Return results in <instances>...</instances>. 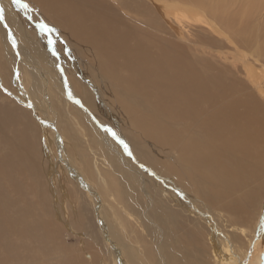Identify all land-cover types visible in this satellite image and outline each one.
I'll use <instances>...</instances> for the list:
<instances>
[{"label":"bare ground","instance_id":"1","mask_svg":"<svg viewBox=\"0 0 264 264\" xmlns=\"http://www.w3.org/2000/svg\"><path fill=\"white\" fill-rule=\"evenodd\" d=\"M167 1L202 9L196 22L206 28L175 19L187 10L151 0L158 9L170 10L161 12L167 20L206 33L215 49L226 46L220 29L228 33L233 58L253 67L248 70L254 89H230L235 97L202 119L195 116L192 90L217 83L207 79L193 86L186 76L191 68L175 58L150 55L107 0H19V5L0 0V82L9 99L0 104L2 209L4 180L15 193L21 190L18 177L26 176L34 193L37 189L38 204L50 202L59 216L55 187L46 198L40 191L41 159L53 148L58 152L54 162L60 161L71 185L60 186L59 199L79 203L78 227L100 240L112 264H264L262 242L255 238L264 224V0ZM122 3L137 12L148 10L144 0ZM39 24L53 29L69 65L51 58L50 37L35 28ZM13 68L20 73L26 68L23 75L31 84L27 87L25 78L24 83L36 106L22 87L15 94ZM71 112L84 126L82 132L76 126L68 132ZM33 113L43 119L37 123ZM110 119L119 125V136L108 129ZM39 133L49 134L50 143L40 141ZM83 144L118 174V183L93 166ZM169 203L180 209L170 210ZM183 213L191 219L181 222ZM214 216L223 229L211 223ZM6 230L0 225V236ZM246 233L252 234L246 251L232 249ZM96 257L89 263L96 264Z\"/></svg>","mask_w":264,"mask_h":264},{"label":"rangeland","instance_id":"2","mask_svg":"<svg viewBox=\"0 0 264 264\" xmlns=\"http://www.w3.org/2000/svg\"><path fill=\"white\" fill-rule=\"evenodd\" d=\"M122 1L123 0H107V3L114 15L117 14V16L121 18L123 27L125 26L132 31L134 37L141 42L143 48L150 55L161 54L163 57L175 58L180 61L183 67L188 70L191 68V71L186 76L194 81L193 86H198L200 84V80L204 82L207 79H213L217 83L218 86L210 87L209 90H192L191 94L198 112L195 116L200 115L203 119L208 113L216 109L222 101H227L235 97L230 95L236 94L230 93V89L241 88L246 91L252 88L254 89V86L251 84L252 79L248 70V68H251L252 65L249 63H245L244 65L239 64V62L233 58L231 51L232 45H230L227 41L229 35L226 31L220 29L222 36H225L222 38L226 46H222L223 49L219 51V49H215L213 43L207 39L208 36L206 33L198 30L189 31V29L182 24L184 22H191L192 20L194 24L205 27L201 24V22H196L199 17L203 16L202 9L192 7L191 4L157 0V4L166 3L169 6H176L189 12L188 13L183 10L185 12L183 17L175 18L181 19L182 23H176L175 19H172V17H170V20H167L164 15L161 14V12L165 11L170 12V10H167V7H160L159 10L156 5L152 4L151 0H144L148 4V10L138 12L134 9L125 8L124 6H127V4H123ZM27 16L28 14L24 15L26 19L29 18ZM41 25L45 24L35 25V28L40 30L44 36L47 35L50 37V41L47 39V48L49 54H52L51 58H58L60 63L65 64L66 62L67 65H69L68 61L65 60V55L62 53V48H60L61 40L58 39L57 35L52 33L53 29L49 27V25H45L46 27L44 29L41 28ZM1 28L4 29L5 26L1 24ZM47 29H51V31H48ZM231 30L235 31L236 27L231 28ZM182 36H185V40H187V36L191 37V40H187L185 42L182 39ZM53 43L54 45H52ZM53 51L56 52L55 56ZM222 56H226L227 59H223ZM18 58L19 57L17 56L13 57L15 65L18 64ZM86 60H89V58ZM229 63H238L239 67L237 69H232L230 68ZM255 66L257 68L262 67V65L258 62H256ZM14 68L12 69L14 71H11V74L15 94L18 93V86L22 87L30 100V104H32L33 107L36 106L34 102L33 103L35 105L31 102L30 95L24 83L25 78L27 87L31 84V80L28 75H25V77L23 75L24 72L26 73V68L23 70V73L16 71ZM259 71L260 70H258V72ZM222 90L223 92H221ZM6 99L7 93L5 92V85L0 82V104L3 102L2 105H6L7 101H9V99ZM27 109L31 111L29 107ZM261 111L262 113L264 112V107ZM183 116L184 115L181 117ZM71 117L73 124H70L69 129H67L68 132L74 131L75 126L82 132L83 130L80 129H84V126L81 121L78 117H74L72 112ZM32 118L36 122L43 119L38 116L37 113H33ZM110 123L111 126H107L108 129L117 133V127H119V125L113 120H111ZM74 133H76V131ZM39 134L42 135V133ZM56 134H58V132H56ZM117 134L118 136L120 135L119 133ZM43 136H45V139ZM77 137L79 138V134H77ZM39 139L40 141H48L50 139V135L44 134L40 136ZM48 143H50V141H48ZM1 150L4 151L3 147L0 145V152ZM51 150L52 153H49V155L51 154L50 156H44L43 154L44 157L41 159L42 167H44L40 191L46 198L49 196L48 190L50 191L52 188L51 185L55 187L53 194L56 193L57 196L59 216L54 214V209L53 206L50 205V202L48 203L47 201V205L43 206L38 204L36 198L37 189L35 188L36 191L34 193V186L31 185L32 181L28 180L26 176L18 177L21 181V190L15 193H13L12 187L4 180L2 194L5 196V205L2 209V205L0 203V225L6 226L7 230L5 234L0 236V264H63V262H67L68 264H94L89 263V261L96 256V264H98L97 261L109 262V259L110 262L107 264H112L110 253V258L108 259L107 251L101 244L100 240L98 242L96 237L92 239L85 233V228H80V226L78 227L75 219V209L79 203L76 202L75 204L74 200L73 202L67 203L66 200L61 201L59 199V195L62 193V191H59L60 186L65 189L68 183L65 174L62 169H60V161L59 163L54 162V160L58 158V152H55L54 154V149L51 148ZM82 151L91 161L93 166L95 165L99 172L109 173L107 176H110V178H113L115 183H118V181L115 180V178L118 177V174L114 172L112 168L110 169L103 162L102 158L97 157V152L94 149H90L89 146L83 144ZM49 162H51V165L49 164L50 166L48 165ZM51 172H53V174H51ZM68 186L71 187L70 184ZM70 187L68 188L71 189ZM168 207L172 211L180 209V207L174 203H169ZM22 210H24V212H22ZM182 217L183 218L180 219L181 222L191 219L189 215L184 213L182 214ZM214 217L213 220H211V223H214L213 225H216L217 228L223 229V224L220 221V218L217 216ZM214 219H216V221ZM65 221L69 223L71 229L66 226ZM132 223H134L133 226L135 228L138 227L135 221H132ZM24 226H27L28 230L25 231ZM257 226L258 224L255 227L257 228ZM78 233H81L82 235ZM206 235H208V231H206ZM251 237L252 234L246 233L243 237H241L243 241L241 243H235L232 246V249L237 251H246ZM255 238L256 241L262 242L260 245V248L262 249V262L264 258V224L260 229L259 239L257 240V236ZM145 240L149 242V238H145ZM254 242L255 240L253 239L250 249L253 247Z\"/></svg>","mask_w":264,"mask_h":264},{"label":"snow or ice","instance_id":"3","mask_svg":"<svg viewBox=\"0 0 264 264\" xmlns=\"http://www.w3.org/2000/svg\"><path fill=\"white\" fill-rule=\"evenodd\" d=\"M13 3L19 5V0H12ZM23 7H27V5H22ZM0 19H3V12L2 10H0ZM46 26L45 25H41V28L44 29ZM48 31H51V29H47Z\"/></svg>","mask_w":264,"mask_h":264}]
</instances>
